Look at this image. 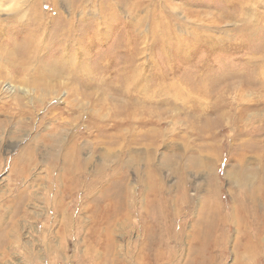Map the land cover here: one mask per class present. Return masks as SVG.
<instances>
[{"label":"rangeland","instance_id":"1","mask_svg":"<svg viewBox=\"0 0 264 264\" xmlns=\"http://www.w3.org/2000/svg\"><path fill=\"white\" fill-rule=\"evenodd\" d=\"M31 2L78 38L14 48ZM0 19V264H264V0Z\"/></svg>","mask_w":264,"mask_h":264},{"label":"bare ground","instance_id":"2","mask_svg":"<svg viewBox=\"0 0 264 264\" xmlns=\"http://www.w3.org/2000/svg\"><path fill=\"white\" fill-rule=\"evenodd\" d=\"M10 1H14V0H10ZM31 3H32V5H29V7H30L29 9H32V16L33 17H30L29 18L31 20V22H29V24L23 25L22 28H20V27H18V25L16 26V24L13 23L14 21H20L21 20V16H22V14H24V12L21 13L22 10L19 11V12L16 11L14 13V16H13L14 19L9 18V19L13 20L12 21L13 24H11V26L13 27V29H15V31H13V36H14V33L17 32V34H15V35H17V40L15 38L13 39L17 43H11V44H14V48H16L17 50L23 51V50H28L29 48H32L33 51H34L35 50L34 47L40 48L39 46H41L42 42H44V37H47L48 36V30H47V27L48 26L44 23L45 19L43 20L42 18L39 17L40 12H42L41 7L37 10V7L35 8L33 2H31ZM3 10H5V9H3ZM9 16H11V15H9ZM59 18H61V17H59ZM29 19H28V21H29ZM60 20L62 21L61 24L59 25L60 27L59 28H56L54 33H50V35L48 37H50L52 39H57V40H59V41H61L63 43L69 42L71 39L73 41V39L78 38V35H79V33H77L78 31L71 30V29H73L72 28L73 27L72 26L73 24H71L69 21H63L62 19H60ZM50 21H51V19H50ZM19 29H21V30H19ZM7 38H6V40H7ZM63 45H65V44H63ZM63 45H61V46L64 47ZM183 45H186V44H183ZM30 51H31V49H30ZM26 68L27 67H25V69ZM22 70H24V69H22ZM50 70H52V69H50ZM54 70L55 69H53L52 71H54Z\"/></svg>","mask_w":264,"mask_h":264}]
</instances>
